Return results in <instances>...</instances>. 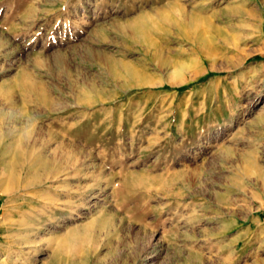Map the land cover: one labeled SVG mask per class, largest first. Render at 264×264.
I'll return each instance as SVG.
<instances>
[{"label":"rangeland","instance_id":"obj_1","mask_svg":"<svg viewBox=\"0 0 264 264\" xmlns=\"http://www.w3.org/2000/svg\"><path fill=\"white\" fill-rule=\"evenodd\" d=\"M0 264H264V0H0Z\"/></svg>","mask_w":264,"mask_h":264},{"label":"bare ground","instance_id":"obj_2","mask_svg":"<svg viewBox=\"0 0 264 264\" xmlns=\"http://www.w3.org/2000/svg\"><path fill=\"white\" fill-rule=\"evenodd\" d=\"M7 190V189H6ZM57 253V252H56ZM57 259V258H56Z\"/></svg>","mask_w":264,"mask_h":264}]
</instances>
